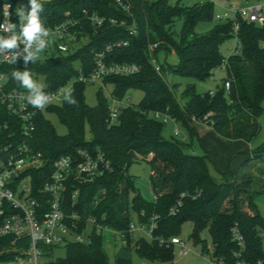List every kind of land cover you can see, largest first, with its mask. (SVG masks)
Segmentation results:
<instances>
[{
  "label": "trees",
  "instance_id": "16d2710c",
  "mask_svg": "<svg viewBox=\"0 0 264 264\" xmlns=\"http://www.w3.org/2000/svg\"><path fill=\"white\" fill-rule=\"evenodd\" d=\"M122 1L130 5L134 18L118 5L117 0L43 2L42 15L48 28L71 19L78 22L73 30L77 36L76 43L84 37L87 43L73 53L27 65L35 78H45L49 90H58L73 81V96L78 101L77 106L62 103L46 111L56 114L66 125V136L56 134L45 113L37 116L30 145L47 160L46 165L34 174L37 183H43L51 174V163L55 159L79 149L92 152L101 149L110 158L114 170L95 183L82 187L79 204L74 210L81 215L105 216L111 229L126 234L127 245H122L117 252L115 264H134V252L139 258L153 262H165L173 256V247L161 246L157 241L150 242L144 237L134 239L129 234L131 209L139 214V220L143 223H148L154 215L160 216L158 229L155 230L156 238L179 236L182 225L191 222L194 225L193 239L196 243L205 244L200 240V232L209 228L215 255L230 261L235 260L234 253L238 251L231 236V229L237 224L246 243L243 258L253 264L264 262V217L255 199L244 191L250 184L249 178L244 184H238L236 177L250 160L232 177L225 176L218 182L210 176L209 164L212 161L208 155H195L188 150L186 142L174 136L165 139V124L151 116L152 113L171 115L185 124L192 139L198 135L191 125V118L202 120L212 113L213 131L217 136L226 141L251 143L260 132L259 118L263 114L264 26L239 21L241 51L228 58V75L234 80L230 94H226L223 85L213 95H201L197 93L196 85L189 83L181 95L184 103L180 104L176 97L180 85L170 86L158 75L150 61L149 45L159 44L155 56L159 60L161 55L165 56V62H160L164 74L205 81L225 61L220 54V47L226 39L233 37V24L221 22L209 33L197 35L195 28L198 23H210L214 19L215 5L211 2L204 1L185 8L181 0L175 3L172 0ZM4 3L27 5L28 0H0V22ZM85 11L119 22L125 21L126 26L107 23L102 29L96 30L88 21ZM177 19L183 20L180 35H176L173 29ZM133 25L138 31L137 35H131ZM121 42H127L128 45L118 46ZM110 46L111 50L107 51ZM173 52L179 59L177 66L167 62V57ZM100 53H106L107 64L130 63L141 66V72L137 75L105 79V84L113 87L112 94L119 100L131 89H140L144 93L140 105L125 109L115 124L109 121V106L103 94L99 96L98 104L91 107L84 97L87 84L76 81L79 75L76 63H80L83 73L90 74L96 67V55ZM14 68L24 70L25 65L6 67L4 71L10 74ZM9 80L10 88L19 87ZM87 125L91 130V141L86 140ZM260 150L264 154V146ZM150 154L154 157L147 162L152 170L151 184L153 194L158 198L156 202L145 200L128 174L135 160H146ZM103 189L107 191V197L95 207V196ZM183 193L201 195L195 200L184 199L180 211L175 215L170 214V209ZM70 196H67L69 212L72 211ZM245 203L247 210H244ZM227 204L230 205L228 208ZM142 213H145V217H142ZM12 241V238L0 239V264H16L19 253L9 251ZM66 248V257L51 264H110L104 250L103 236H95L88 245L70 243ZM54 250V247H48L47 255L51 256Z\"/></svg>",
  "mask_w": 264,
  "mask_h": 264
},
{
  "label": "built area",
  "instance_id": "2783aa9c",
  "mask_svg": "<svg viewBox=\"0 0 264 264\" xmlns=\"http://www.w3.org/2000/svg\"><path fill=\"white\" fill-rule=\"evenodd\" d=\"M179 1V0H173ZM216 4V0H205ZM118 5L134 18L129 4L122 0H117ZM11 4L12 23H19V18L15 12L19 4ZM88 21L94 29H102L107 23L112 26L125 27L126 22H119L117 19L101 17L98 14H90L85 11ZM217 19L222 22L233 24L232 34L237 39L236 54L241 51L239 40L240 24L239 21H246L258 26H264V4L256 6H245L243 4H231L223 14L217 15ZM3 7L1 11V22L3 23ZM78 26V22L68 19L67 21L56 25L52 28L50 44L54 45L60 54L67 55L77 49L76 32L73 30ZM59 29L57 32L56 30ZM138 31L133 25L131 35H137ZM127 42H121L118 46L126 47ZM159 44L149 45L148 53L151 64L160 77L167 84L169 76L164 74L160 60L155 56ZM111 50V46L107 51ZM235 55V54H234ZM106 53L96 55V67L90 74H85L82 70L76 81L83 84L97 83L109 77H129L141 72V66L138 64L121 63L107 64L105 61ZM22 59L16 64L4 62L0 57V239L12 238V247L9 251H15L18 254L16 264H51L50 255H47L48 247L57 248L70 243L91 244L95 236H104L105 232L111 233L114 237L122 238V245H127L126 234L111 229L106 223V217H98L95 214L81 215L74 209L79 204V196L84 186L95 183L98 179L112 173L114 167L108 155L101 149L89 151L79 149L75 153L61 156L52 161V171L43 183L38 184L35 179V172L42 169L47 160L43 154L37 152L31 145L36 130L37 116L45 113L48 109L61 105L62 93L64 90L71 89L74 91V82L70 81L67 85L58 90H49L46 85V91L52 97L51 102L43 111L32 108L22 99L25 92L21 88L9 87V73L5 72L6 67H19L23 65ZM229 68L228 59H225L222 66ZM40 80V79H38ZM233 78L229 77L224 82L226 94H230ZM214 93H212L213 95ZM109 106V121L111 124L117 123L120 114L131 105H127L111 94L107 100ZM152 117L161 121L165 125L170 121L177 126V119L169 114L152 113ZM212 113L206 115L202 120L192 117L191 125L201 124L213 129ZM174 137L186 142L187 139L181 137L178 128L174 131ZM181 137V138H180ZM154 155L147 156L146 161H151ZM28 181L21 186L23 181ZM264 182V174L262 175ZM105 189L99 191L95 196L94 205L98 207L107 197ZM71 204V210L67 207L68 198ZM201 194L191 195L183 193L177 204L170 209V214H177L183 207L184 199H197ZM158 200L154 196L153 201ZM130 215H136L137 225L131 221L129 234H138L140 237L147 238L150 242L157 241L161 246L178 248L182 256H186L191 251L187 241L180 236L171 238L155 237V230L158 229L159 215L151 217L148 223L140 222L139 214L134 210L129 211ZM145 217V213L141 214ZM92 227L90 236H84V231ZM232 241L237 245L238 251L234 253V261L227 258L212 257L211 264H253L243 258V252L246 248L244 235L236 224L231 229ZM263 236V235H262ZM263 261L257 264H263Z\"/></svg>",
  "mask_w": 264,
  "mask_h": 264
},
{
  "label": "rangeland",
  "instance_id": "374dc122",
  "mask_svg": "<svg viewBox=\"0 0 264 264\" xmlns=\"http://www.w3.org/2000/svg\"><path fill=\"white\" fill-rule=\"evenodd\" d=\"M53 0H42V2H51ZM205 0H181L182 6L185 8L192 7L196 4L204 2ZM175 3L176 1H173ZM243 4L245 6H256L259 4H264V0H216L214 19L210 23H198L195 28V34L204 35L210 32V30L222 21L217 19V15L223 14L226 9H229L231 4ZM183 28V20L177 19L174 31L176 35H180ZM87 43V38H82L77 43V48L83 46ZM236 37H230L226 39L220 47V54L223 58L228 59L230 56L236 54L237 47ZM264 47V43L262 44ZM60 52L54 45H49L48 49L41 53L39 61H46L48 59H55L60 56ZM166 58L164 55L160 56V62H165ZM167 62L172 66H177L179 59L175 52L167 57ZM77 70H81L80 63H76ZM229 75L226 68L220 67L216 69L210 78L205 81H193L191 79L169 75L168 85L179 84L180 89L177 91V99L180 104H183L182 92L185 86L189 83L196 85V91L198 94L206 95L217 93L218 90L222 89L223 84L228 80ZM40 81L46 85L45 78L40 77ZM113 92V87L111 85H106L102 81L97 83L87 84L84 90V97L86 103L95 107L98 104V98L103 94L105 99H109ZM144 93L140 89L128 90L122 99V102L127 105L138 106L143 99ZM263 114L259 118L260 132L257 137L251 142L246 143L243 141H226L219 136H217L212 128H207V134L199 137H193L191 139L189 130L185 124L181 121L177 123V126L173 122H169L164 126L163 136L165 139H171L176 128L181 132V137L187 138L188 150L193 151L195 155L198 156H209L211 161L209 164V173L212 179L221 182L225 176H231L241 169L246 161L243 159L244 156L249 158L250 162L242 169L241 173L236 176L237 182L244 184L245 180L249 178V186L244 188V191L248 196L255 199L258 206L260 214L264 217V182L262 180V175L264 174V154L260 153V149L264 146V102L262 104ZM46 118L51 122L57 135L66 136L68 134V128L64 125L59 117L54 113L45 112ZM85 136L87 141L92 140V134L90 127L87 125ZM180 137V138H181ZM191 144V145H190ZM190 145V146H189ZM259 153V154H257ZM256 158V159H255ZM253 163V164H252ZM128 174L135 181L136 188L140 191L142 197L147 201H153L154 194L151 184L152 170L149 162L146 160H135L131 167L129 168ZM245 177V179H244ZM28 181H23L21 186L26 184ZM230 205L227 204L228 208ZM247 203L244 204V210H247ZM132 221L137 225L136 215H132ZM193 223L186 222L181 227V232L179 236L187 241V245L190 248V252L186 256L181 255V251L178 248H174L173 256L169 260L163 261H149L143 260L138 257L136 252H134V264H211L210 261L214 256V245L213 238L209 228H205L200 232V240L204 243H196L193 239ZM92 232V227L89 226L83 233L84 236H90ZM262 246L264 251V231L262 233ZM104 250L107 253L109 263L115 264V256L122 246V238L120 236L114 237L111 233H104ZM138 234L134 235V239L139 238ZM147 239V238H146ZM148 240V239H147ZM149 241V240H148ZM67 248L62 245L49 254H52L48 261L54 262L58 259H64L66 257Z\"/></svg>",
  "mask_w": 264,
  "mask_h": 264
},
{
  "label": "clouds",
  "instance_id": "9594fccd",
  "mask_svg": "<svg viewBox=\"0 0 264 264\" xmlns=\"http://www.w3.org/2000/svg\"><path fill=\"white\" fill-rule=\"evenodd\" d=\"M11 4L4 3V21L0 23V57L4 62L16 64L22 59L24 70L14 68L9 74L13 80L25 92L22 96L32 108L43 111L51 102L52 97L46 91V85L34 77L27 68L29 63L35 64L39 61L41 53H44L50 44V30L45 23L44 3L42 0H28L27 5L20 4L15 12L19 23H12ZM57 32L59 29L56 30ZM62 102L71 106H77L78 101L73 96L72 90L67 89L62 93Z\"/></svg>",
  "mask_w": 264,
  "mask_h": 264
},
{
  "label": "crops",
  "instance_id": "0c3cea01",
  "mask_svg": "<svg viewBox=\"0 0 264 264\" xmlns=\"http://www.w3.org/2000/svg\"><path fill=\"white\" fill-rule=\"evenodd\" d=\"M149 1H152V0H149ZM194 128H195V131H196V133H197V135H198V137L200 138V139H202V136H204L205 134H207V128L208 127H206V126H204V125H201V124H196V125H192ZM187 139V138H186ZM238 141H242V140H238ZM243 142H245V141H243ZM247 143V142H246ZM193 152V151H192ZM245 156V155H244ZM244 156H241V157H243V159H245V161H248L249 160V158H246V157H244ZM253 164V163H252ZM243 168V167H242ZM241 168V169H242ZM240 170V169H239ZM238 170V171H239Z\"/></svg>",
  "mask_w": 264,
  "mask_h": 264
}]
</instances>
